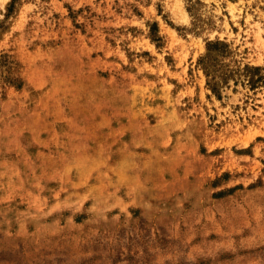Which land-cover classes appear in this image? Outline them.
Here are the masks:
<instances>
[{
  "label": "rangeland",
  "instance_id": "1",
  "mask_svg": "<svg viewBox=\"0 0 264 264\" xmlns=\"http://www.w3.org/2000/svg\"><path fill=\"white\" fill-rule=\"evenodd\" d=\"M0 264H264V0H0Z\"/></svg>",
  "mask_w": 264,
  "mask_h": 264
},
{
  "label": "trees",
  "instance_id": "2",
  "mask_svg": "<svg viewBox=\"0 0 264 264\" xmlns=\"http://www.w3.org/2000/svg\"><path fill=\"white\" fill-rule=\"evenodd\" d=\"M226 45L223 44V43H220V42H217V43H210L209 44V51L211 53V50H215L217 48H225Z\"/></svg>",
  "mask_w": 264,
  "mask_h": 264
}]
</instances>
